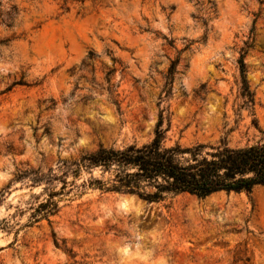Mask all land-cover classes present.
Masks as SVG:
<instances>
[{
    "label": "rangeland",
    "instance_id": "374dc122",
    "mask_svg": "<svg viewBox=\"0 0 264 264\" xmlns=\"http://www.w3.org/2000/svg\"><path fill=\"white\" fill-rule=\"evenodd\" d=\"M159 114L165 146L264 143V0H0V264H264V187L158 203L71 191L25 227L41 187L19 171L147 143Z\"/></svg>",
    "mask_w": 264,
    "mask_h": 264
},
{
    "label": "trees",
    "instance_id": "16d2710c",
    "mask_svg": "<svg viewBox=\"0 0 264 264\" xmlns=\"http://www.w3.org/2000/svg\"><path fill=\"white\" fill-rule=\"evenodd\" d=\"M244 55L242 52L238 59L241 92L245 103L252 105L253 94L246 80ZM177 61L175 59L169 66L170 81ZM22 85L26 84L20 78L4 92ZM113 104L117 106L115 101ZM168 126L167 119L159 114L153 138L147 143H132L120 148L98 146L74 161L61 162L56 170L19 171L14 182L41 187L35 203L30 205L25 227L42 220L49 223V219L58 213L59 203L66 200L71 191L73 197L82 195L86 189H95L101 193L128 194L146 203H158L182 194L203 199L218 192L248 194L256 187H264V143L229 147L225 140H221L214 146L195 144L182 147L177 143L165 146L164 134ZM94 170L98 173L95 178L92 176ZM83 172L90 177L76 185ZM0 225L1 229L13 227L6 220ZM52 237L54 246L59 248L53 234ZM61 248L66 251L65 247Z\"/></svg>",
    "mask_w": 264,
    "mask_h": 264
},
{
    "label": "bare ground",
    "instance_id": "6f19581e",
    "mask_svg": "<svg viewBox=\"0 0 264 264\" xmlns=\"http://www.w3.org/2000/svg\"><path fill=\"white\" fill-rule=\"evenodd\" d=\"M124 202H125V200H124ZM128 202V201H127Z\"/></svg>",
    "mask_w": 264,
    "mask_h": 264
}]
</instances>
